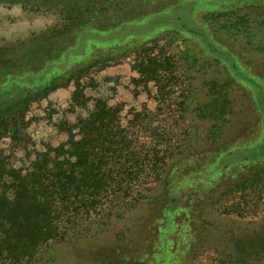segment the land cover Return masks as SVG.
<instances>
[{
    "label": "rangeland",
    "instance_id": "obj_1",
    "mask_svg": "<svg viewBox=\"0 0 264 264\" xmlns=\"http://www.w3.org/2000/svg\"><path fill=\"white\" fill-rule=\"evenodd\" d=\"M0 54L27 63L20 73L57 65L5 103L0 160L31 169L97 99L174 154L137 207L26 264H212L218 249H264V152L249 156L264 149V0H0ZM244 184L261 196L245 202ZM240 203L258 209L228 210Z\"/></svg>",
    "mask_w": 264,
    "mask_h": 264
},
{
    "label": "trees",
    "instance_id": "obj_2",
    "mask_svg": "<svg viewBox=\"0 0 264 264\" xmlns=\"http://www.w3.org/2000/svg\"><path fill=\"white\" fill-rule=\"evenodd\" d=\"M158 60L144 59L148 70L151 64L156 66L150 77L156 82ZM20 63L0 54V115L10 111L6 102L19 106L34 95L38 88L31 86L46 81L53 71L50 66H57L44 64L37 74L25 68L20 73L17 68L27 65ZM120 111L97 99L94 111L80 118L77 133L41 152L29 170L13 166L6 158L0 160V264H26L49 244L90 234L95 225L107 224L114 215L137 207L158 187L173 162V148L160 146L154 139L156 133L147 142L142 139L143 130H128L121 124ZM263 152L252 151L249 156ZM249 186L244 184L238 193L251 203L263 189ZM229 208L242 216L258 209L242 203ZM218 251H213L212 264H264V249L237 255Z\"/></svg>",
    "mask_w": 264,
    "mask_h": 264
}]
</instances>
